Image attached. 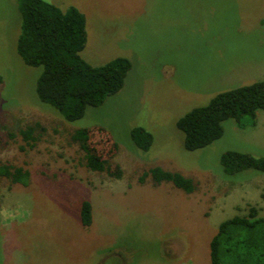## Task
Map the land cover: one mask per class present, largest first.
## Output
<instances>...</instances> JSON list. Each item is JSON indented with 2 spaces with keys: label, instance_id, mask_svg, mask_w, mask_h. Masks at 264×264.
I'll use <instances>...</instances> for the list:
<instances>
[{
  "label": "rangeland",
  "instance_id": "obj_1",
  "mask_svg": "<svg viewBox=\"0 0 264 264\" xmlns=\"http://www.w3.org/2000/svg\"><path fill=\"white\" fill-rule=\"evenodd\" d=\"M46 1L83 12L87 62L125 56L131 67L120 90L66 121L36 94L42 66L16 51L17 0H0V164L28 175L25 184L0 175V264H210L220 221L250 205L264 215V172L220 163L230 149L264 156V110L242 115L243 127L225 119L222 135L195 150L184 148L176 121L219 91L264 79V0ZM33 121L45 127L34 147L8 136ZM134 126L152 133L145 151L130 138ZM81 127L102 128L90 129V146L119 176L84 165L70 138ZM153 166L192 178L195 189L154 184L143 176Z\"/></svg>",
  "mask_w": 264,
  "mask_h": 264
},
{
  "label": "trees",
  "instance_id": "obj_2",
  "mask_svg": "<svg viewBox=\"0 0 264 264\" xmlns=\"http://www.w3.org/2000/svg\"><path fill=\"white\" fill-rule=\"evenodd\" d=\"M17 6L21 25L16 51L25 64L42 66L36 80V94L41 101L56 108L66 121L79 119L87 106L100 105L122 88L131 61L125 56H116L103 64L92 65L82 58L80 51L86 42L85 16L76 6L69 5L63 10L46 0H17ZM258 110H264V79L217 92L206 104L181 115L176 126L183 132L184 148L195 150L222 135L225 119L233 118L243 127L240 117L248 115L255 119ZM90 129L97 133L102 128L81 127L70 134L84 153V165L92 171L105 170L119 176L115 172L117 165L90 146ZM44 132L45 127L33 121L17 126L16 132L10 131L8 136L19 135L32 148ZM104 133L99 134L108 137ZM129 135L134 145L143 151L153 141L152 133L142 126L132 127ZM112 143L116 148L117 143ZM220 163L226 172L246 168L264 172V156L239 150L223 152ZM0 175L22 184L28 177L21 167L7 163L0 164ZM146 175L154 184L169 181L186 193L195 189L193 179L177 171L153 166L143 173ZM91 220V204L83 200L80 221L87 226ZM209 261L210 264H264V215H258L257 207L250 205L247 214L233 215L219 222L209 241Z\"/></svg>",
  "mask_w": 264,
  "mask_h": 264
}]
</instances>
